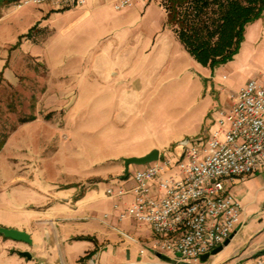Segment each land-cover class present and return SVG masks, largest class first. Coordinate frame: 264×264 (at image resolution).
<instances>
[{
  "label": "rangeland",
  "instance_id": "1",
  "mask_svg": "<svg viewBox=\"0 0 264 264\" xmlns=\"http://www.w3.org/2000/svg\"><path fill=\"white\" fill-rule=\"evenodd\" d=\"M113 1L18 10L15 0H0V228H42L39 212L75 190L80 197L88 189L80 200L97 198L123 158L158 150L174 168L187 144L206 141L225 100L233 103L262 69L243 51L202 66L170 33L168 0L119 11ZM80 225L68 234L74 244L84 242ZM263 240L264 232L252 243ZM32 246L0 235V264L53 259L47 247L43 255ZM26 248L30 259L17 254Z\"/></svg>",
  "mask_w": 264,
  "mask_h": 264
},
{
  "label": "built area",
  "instance_id": "2",
  "mask_svg": "<svg viewBox=\"0 0 264 264\" xmlns=\"http://www.w3.org/2000/svg\"><path fill=\"white\" fill-rule=\"evenodd\" d=\"M14 8L47 5L83 8L87 0H15ZM104 1V0H97ZM149 0H114L115 10ZM218 129L202 145H186L173 168L159 160L133 173L134 185L109 187V199L133 195L117 219L148 225L154 248L177 264H196L230 239L239 226L241 205L225 190L227 182L251 176L264 167V71L240 89ZM156 191V195H153ZM116 207V206H115ZM254 264H264V252Z\"/></svg>",
  "mask_w": 264,
  "mask_h": 264
},
{
  "label": "crops",
  "instance_id": "3",
  "mask_svg": "<svg viewBox=\"0 0 264 264\" xmlns=\"http://www.w3.org/2000/svg\"><path fill=\"white\" fill-rule=\"evenodd\" d=\"M169 29L172 36L180 43L170 26ZM241 51L249 56L251 62L257 61L261 64L262 69L248 81L256 79L264 71V11L260 18L245 26L239 54ZM231 105L230 100H225V108L222 112H228ZM217 129L216 124L209 134ZM147 153L148 151L140 157ZM119 172L123 174L119 175ZM129 172L131 170L128 169V173L125 174L122 166L111 172L114 173L115 178L113 179H107V174H105L104 178L109 183L105 191L109 187H124L130 190L134 182L133 174L131 176ZM225 190L242 207L239 226L222 251L204 264H248L246 259H255L264 252V240L262 243H252L258 235L264 232V167L251 176L227 182ZM87 191L88 189H85L83 193L81 192L80 197L78 196L80 195L79 190L63 195L55 200L54 208L40 211L41 216H46L37 221L43 229H36L34 225L22 229L30 235L34 243L32 247L43 255L46 247L54 252L55 260L53 255V259L42 260V264H165L156 257L157 254L166 256L177 264L174 257L154 248L156 236L148 225L137 223L133 219L118 221V215L133 201L132 194H127L117 200L107 198L104 191V194L98 195L97 198L80 200L81 197L87 196ZM154 194L156 195V191H153ZM255 207L256 210H251ZM256 219L260 221L254 222V226L251 227L250 225ZM78 224H82L79 229L86 235L80 238L84 241L83 244H74L72 237L70 239L68 235L70 232L72 236L73 231L78 230L76 228ZM248 227L250 230L245 235L244 231ZM33 237L36 239L34 240ZM66 241H70V244H66ZM241 244H247L246 249H249L245 256H242L239 251ZM24 250L29 251L27 248ZM254 262L255 260L252 264Z\"/></svg>",
  "mask_w": 264,
  "mask_h": 264
},
{
  "label": "trees",
  "instance_id": "4",
  "mask_svg": "<svg viewBox=\"0 0 264 264\" xmlns=\"http://www.w3.org/2000/svg\"><path fill=\"white\" fill-rule=\"evenodd\" d=\"M167 24L202 66L215 68L233 59L247 24L261 17L264 0H168ZM34 120L22 119L19 124ZM4 140L0 141V150Z\"/></svg>",
  "mask_w": 264,
  "mask_h": 264
},
{
  "label": "water",
  "instance_id": "5",
  "mask_svg": "<svg viewBox=\"0 0 264 264\" xmlns=\"http://www.w3.org/2000/svg\"><path fill=\"white\" fill-rule=\"evenodd\" d=\"M159 158H160V152L158 150H152L149 153H147L146 155H144L142 157H138V158H123L122 162H123L124 172H125V174H127L130 166L143 167V166L157 162L159 160ZM0 235L3 236L5 239L11 240L14 242L24 243V244H27L29 246H32V244H33L30 235H28L24 231L0 228ZM229 240L224 242V244L222 246H219L218 248L213 250L211 253L203 255L200 258V262L202 264H204L211 257L216 256L218 253H220L222 251L223 247L229 243ZM17 254H19L21 257H24L27 259L31 258L30 254L27 251L26 252H17ZM156 257L159 260H162L165 264H175V263H173V261L170 258L163 256L161 254H157Z\"/></svg>",
  "mask_w": 264,
  "mask_h": 264
}]
</instances>
